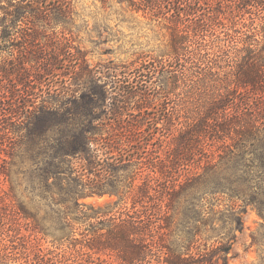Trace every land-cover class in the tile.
I'll return each instance as SVG.
<instances>
[{"label": "trees", "instance_id": "obj_1", "mask_svg": "<svg viewBox=\"0 0 264 264\" xmlns=\"http://www.w3.org/2000/svg\"><path fill=\"white\" fill-rule=\"evenodd\" d=\"M7 1L8 6L0 4L3 41L12 34H6L5 24H12V31L27 6L35 4L48 14L37 0ZM238 1L239 11L228 16L218 6L222 0H128L150 15L163 14L173 25L171 50L165 53L170 62L144 59L137 65L95 68L87 53L69 42L56 38L41 44L30 31L20 35L17 57L0 64V153L11 158L0 163L14 197L19 194L14 177L22 173L32 197L53 204L66 218L84 210L87 204L81 200L88 196L124 200L145 159L152 170L161 171L165 162L150 156L146 145L152 134H141L136 115L128 122L118 115L135 96L142 112L157 97L162 119L170 124L179 111L184 117L178 119L181 131L168 160L180 165V174L187 171L186 179L179 190L168 186L162 191L158 178H147L132 209L99 211V224L107 229L99 243L116 251L125 264L153 255L167 264H229L234 237L214 246L201 244L202 227L215 230L221 220L228 224L230 219L240 223L237 209L244 211L259 197L264 219V26L260 30L256 24L261 13L264 20V0ZM178 88L183 109L161 99ZM204 194L224 199L210 200L207 207ZM225 198L241 200L243 207L233 203L231 212L217 209ZM179 204L184 226L180 251L164 244L157 230ZM5 218L0 211V226ZM3 246L0 264L16 261L15 253Z\"/></svg>", "mask_w": 264, "mask_h": 264}, {"label": "rangeland", "instance_id": "obj_2", "mask_svg": "<svg viewBox=\"0 0 264 264\" xmlns=\"http://www.w3.org/2000/svg\"><path fill=\"white\" fill-rule=\"evenodd\" d=\"M37 1L43 8L48 9V14L40 12L33 4L34 6H27L25 10H22L25 16L17 21V25L12 31V24H5V27L8 28L6 34L9 32L12 34L6 36V41L0 40V64L6 58L17 57L18 46L22 41L20 35L28 33L27 31L32 32L41 44L59 38L61 43L69 42L73 46L81 48L87 53L91 67L95 68L113 64L137 65L144 59L170 62L165 53L171 50L173 25L163 17V14L150 15L142 9L131 6L128 0ZM222 2V6H218L228 16L232 13L231 11L238 12L239 6H241L238 0H222ZM27 3L28 1L24 2V4ZM0 4L8 6V1L3 0ZM219 16H223V14ZM245 16L249 20V13H246ZM256 24L258 29L263 30V13L256 17ZM3 27L4 25L0 26V29ZM12 48L16 50L14 55L10 54ZM173 64L180 67V63ZM223 70L222 72H225L226 69ZM168 82L171 80L169 79ZM70 87L74 88L75 85L72 84ZM181 91H184L183 88ZM175 93L169 95L166 100L164 97L161 99L165 103L178 104L177 108L183 109L184 103L180 98V88ZM253 94L251 93V95ZM109 98L110 95H107V102L110 100ZM138 100V96L132 98L118 116L128 122L133 121L131 114L136 115L134 121H140L141 134H152L148 136L150 138L149 145H146L151 153L150 156L157 157L160 161L163 160L165 166L160 169L161 171L152 170L145 159V163L141 164L142 168L138 166L139 168L135 169L138 175L134 189L124 197V200H119L118 196L110 194L88 196L81 200L87 204L86 208L66 218L62 214H58L56 206L53 204L38 197H32L29 179L22 173L16 174L14 177L19 190L18 197H14L10 181L0 163V211H3L6 216L5 223L0 226V236H2L0 248L4 245L3 248L17 256L16 261L9 264H125L116 251L104 248L99 243L107 229L101 228L106 226L99 224L103 217H98V212L113 210L112 213H114L116 210L132 209L134 201L142 194L140 187L147 178H158L162 191L168 186L172 190H179L180 183L186 179L185 173H187L183 170L180 174V165L170 163L168 160L173 149L177 146V139L181 131L179 121L183 122L184 119L181 115L182 112H174L173 118L178 117L179 121L178 119L172 120L169 124L166 119L161 118V105H158L160 99L153 97L149 108L144 109L143 112L138 109L136 102ZM103 118L107 117L103 116ZM154 119L159 120L156 125ZM4 158H7L8 161L11 160L7 153L2 151L0 162ZM190 168L192 169V167ZM12 170L18 171L19 168L12 166ZM127 190L129 189L126 188ZM204 196L208 198L204 201L207 207L211 204L210 200L215 202L218 197L224 199L222 196L204 194L202 197ZM259 199L253 203L245 204L244 211L237 209L241 219L238 224L235 220L230 219L228 224L221 220L215 230H212V227H208V229L202 227L199 237L201 244L207 242L209 246H214L219 244V241L227 243L234 237L232 249L227 254L229 264H264V219L259 213L258 207L261 206ZM220 202L221 204L216 206L217 209L227 208L228 212L233 211L229 204L235 203L237 208L238 204H242L243 207L241 200L234 201L225 198V201L221 200ZM164 209L169 210L165 205ZM180 214L182 213H180L179 204L177 212L171 209L168 211L167 215L171 216L168 221L162 219L157 225V230L163 235L164 244L170 245L178 251H180L183 234L180 229L184 228L180 225ZM212 224L216 225V223ZM10 234H14V237L10 238ZM12 240H15L14 243ZM14 244H16L15 248H13ZM203 247L201 246V248ZM43 259L46 260L41 261ZM137 264L167 263L160 262L159 258L153 255Z\"/></svg>", "mask_w": 264, "mask_h": 264}]
</instances>
